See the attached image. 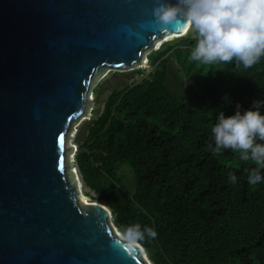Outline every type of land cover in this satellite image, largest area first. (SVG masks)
<instances>
[{"label": "water", "instance_id": "95a60500", "mask_svg": "<svg viewBox=\"0 0 264 264\" xmlns=\"http://www.w3.org/2000/svg\"><path fill=\"white\" fill-rule=\"evenodd\" d=\"M159 2L0 0V264H153L85 203L68 152L101 79L188 34L181 18L160 33Z\"/></svg>", "mask_w": 264, "mask_h": 264}, {"label": "trees", "instance_id": "16d2710c", "mask_svg": "<svg viewBox=\"0 0 264 264\" xmlns=\"http://www.w3.org/2000/svg\"><path fill=\"white\" fill-rule=\"evenodd\" d=\"M190 35L151 51L148 76L116 87L82 124L76 164L120 232L134 223L156 230L139 243L153 264H264V183L248 184L253 161L215 153L211 133L220 110L231 115L237 102L243 110L264 98V58L248 69L201 65L188 60ZM172 63L187 99L168 86Z\"/></svg>", "mask_w": 264, "mask_h": 264}, {"label": "clouds", "instance_id": "9594fccd", "mask_svg": "<svg viewBox=\"0 0 264 264\" xmlns=\"http://www.w3.org/2000/svg\"><path fill=\"white\" fill-rule=\"evenodd\" d=\"M153 16L161 34H167V25L178 18L191 27L195 45L189 61L209 66L233 63L248 69L264 58V0H161ZM211 133L215 153L230 149L241 160L253 161L247 182L264 183V98L254 99L243 110L237 102L231 115L220 110ZM229 180L235 183L237 176L229 173ZM156 236L153 227L140 223L123 230V239L133 245Z\"/></svg>", "mask_w": 264, "mask_h": 264}, {"label": "rangeland", "instance_id": "374dc122", "mask_svg": "<svg viewBox=\"0 0 264 264\" xmlns=\"http://www.w3.org/2000/svg\"><path fill=\"white\" fill-rule=\"evenodd\" d=\"M188 34L191 37H194V34L191 31V27L189 28ZM176 37L171 38H163L162 40H159L157 42V47H159L161 44H165L168 42H171L175 40ZM150 53V52H149ZM144 57L145 64L147 65L146 69H139L134 71H119V72H110L106 77L100 80L99 84L95 87L93 90V94L90 98V104L88 111L85 114V117L81 121V123L78 126H75L71 132L70 141H69V147H72L71 150L68 152V159H69V166L71 170H76L78 174H80V171L76 164V153L77 149L79 147V128L82 126V124L86 121H88L90 118L95 117L97 114H101L104 110L105 103L109 97V95L112 93L116 87H120L119 89H122V87L133 85L137 82H141L144 78L148 76V74L152 71V67L150 64V59H148V54ZM170 75L168 79V86L171 89V91L174 93V95L179 98L180 100L187 99V80L184 78V76L179 72L178 68L175 66L174 63H172V66L170 68ZM185 97V98H184ZM126 184L130 188V190L134 189V182L132 179L131 174L129 171H126ZM81 176V175H80ZM82 180V177H81ZM128 188V189H129ZM80 192H82V196L86 197L91 202H100L102 204H105L103 201H101V197L97 194H95L93 191H91L89 188H87L83 181L81 182V187L79 188ZM106 205V204H105ZM119 231V230H118ZM120 232V231H119ZM122 233V232H121Z\"/></svg>", "mask_w": 264, "mask_h": 264}, {"label": "bare ground", "instance_id": "6f19581e", "mask_svg": "<svg viewBox=\"0 0 264 264\" xmlns=\"http://www.w3.org/2000/svg\"><path fill=\"white\" fill-rule=\"evenodd\" d=\"M190 28V27H189ZM189 31V30H188ZM188 33V32H187ZM186 33V34H187ZM171 37H174V36H170V37H168V38H171ZM76 174H77V177H78V179H79V188L81 187V181H80V176H78V173H77V171H76ZM81 193V197H82V199L85 201V203H87V204H90V203H100V202H91V201H89L86 197H84V196H82V192H80ZM115 232L120 236V237H122L123 238V233H121V232H119L118 231V229H115ZM139 248H140V246L138 245V244H136ZM141 249V248H140ZM142 251V250H141ZM142 254H143V257L144 258H146L145 257V254L143 253V251H142Z\"/></svg>", "mask_w": 264, "mask_h": 264}]
</instances>
